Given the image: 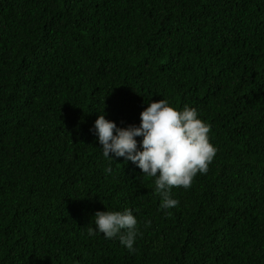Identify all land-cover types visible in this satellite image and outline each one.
Listing matches in <instances>:
<instances>
[{"label":"trees","instance_id":"obj_1","mask_svg":"<svg viewBox=\"0 0 264 264\" xmlns=\"http://www.w3.org/2000/svg\"><path fill=\"white\" fill-rule=\"evenodd\" d=\"M162 99L218 149L172 209L93 131ZM125 209L135 253L88 235ZM0 264H264V0H0Z\"/></svg>","mask_w":264,"mask_h":264},{"label":"clouds","instance_id":"obj_2","mask_svg":"<svg viewBox=\"0 0 264 264\" xmlns=\"http://www.w3.org/2000/svg\"><path fill=\"white\" fill-rule=\"evenodd\" d=\"M140 120L139 125L124 128L107 119L104 110L99 115L93 131L103 157L109 161L104 172L111 174V162L124 158L141 169L144 176L155 178L161 208L178 207L172 189H189L197 174L207 173L217 154L218 149L210 142V125L200 118L196 108L186 105L178 109L167 99L151 102L141 112ZM138 137L142 140L138 141ZM97 234L109 240L119 239L130 253H135V243L141 235L132 209L97 211L88 235Z\"/></svg>","mask_w":264,"mask_h":264}]
</instances>
